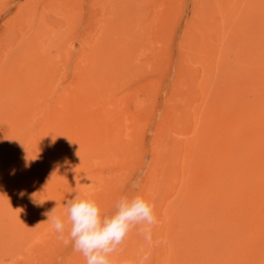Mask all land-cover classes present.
<instances>
[{
  "label": "rangeland",
  "instance_id": "1",
  "mask_svg": "<svg viewBox=\"0 0 264 264\" xmlns=\"http://www.w3.org/2000/svg\"><path fill=\"white\" fill-rule=\"evenodd\" d=\"M215 2L210 6L217 7ZM206 12L203 0H0V92L12 82L15 72H45L54 83L52 90L45 82L37 85L36 93H47L46 97L24 108H19L16 100L0 102V148L11 126L30 108L42 114L58 113L64 123L68 113L64 101L70 103L69 111H75L80 100L76 80L90 67L108 69L102 59L106 53L103 46L117 36L122 50L135 48L137 55L123 61L128 60L115 82L104 90L93 88L95 99L84 110L91 114L105 111L108 127L119 126L128 142H133L134 127L138 150L118 163L93 158V165L79 172L80 176L83 180H103L106 185L87 188L79 184L75 190L96 200L104 215L114 212L122 196H142L158 135H170L181 147L193 135V129L189 125L184 128L181 120L176 128H166L167 113L181 110L184 100L178 92L188 74L194 76L196 89L206 80L205 62L195 51V39L189 36L198 35L193 24ZM212 15L221 20L218 11ZM244 17L257 21L264 17V10L249 11ZM247 98L252 100L253 95ZM257 171L238 169L236 177L225 182L221 199L206 202L207 206L221 207L218 230L210 228L203 234L164 232L169 218L156 217L158 223L151 227L150 239L149 233L141 231L142 226L133 229L113 254L114 264H264V183L256 180ZM115 174L119 181L111 184ZM19 178L25 184L32 176L25 173ZM45 179L52 182V176ZM136 183L138 187L133 188ZM30 192L27 187L3 191L0 198L23 201L29 199ZM179 192L180 187L170 190L162 204L155 193V215L156 211L174 210ZM74 195L69 189L64 192L58 215H64V203ZM16 216L14 223L0 224V236L7 229L14 235L12 249L0 248V264H85L71 242L65 245L57 239L48 218L44 223V219ZM39 221L42 228L37 231Z\"/></svg>",
  "mask_w": 264,
  "mask_h": 264
},
{
  "label": "bare ground",
  "instance_id": "2",
  "mask_svg": "<svg viewBox=\"0 0 264 264\" xmlns=\"http://www.w3.org/2000/svg\"><path fill=\"white\" fill-rule=\"evenodd\" d=\"M213 1L203 0L207 12L193 24L198 35L189 34L205 62L206 80L196 89L194 76L188 74L178 92L184 100L181 110L167 113L166 128H176L181 120L184 128L189 125L193 129V135L183 147L170 135H158L145 179L142 196L151 202L156 193L162 204L170 190L180 187L178 206L163 214L156 211L157 218L166 215L170 220L164 232L203 234L210 228L218 230L221 207L207 206L206 202L221 199L225 182H231L238 169L258 170L256 180L264 183V17L257 21L243 19L249 11L264 10V0H216L217 7H212ZM214 11L222 14L220 21L215 20ZM212 31L216 32L213 36L209 34ZM117 38L112 37L115 41L103 46L106 53L102 59L108 69L90 67L76 80L80 100L75 111H69L71 105L64 101L68 108L64 123L58 113L42 114L30 108L11 126L0 148V192L27 187L31 196L23 201L0 198V224L14 223L16 215L44 219L45 223L48 217L44 213L56 206L59 212L68 189L83 197L75 190L79 184L87 188L106 185L103 180H83L80 176L93 165V158L118 163L137 152L134 127V135L130 134L133 142H128L119 126L108 127L105 111L91 114L84 110L95 99L93 88L104 90L115 82L128 60L123 61L137 55L135 48L122 50ZM51 77L45 72H15L12 82L0 92V102L16 100L19 108L29 106L37 98L46 97L47 93H36L37 85L45 82L51 90L54 88ZM248 94L253 95L252 100ZM191 105H195L194 111ZM25 173L32 178L23 184L19 177ZM47 176H52V182L45 179ZM118 181L115 174L111 184ZM48 187H53L51 192ZM40 221L37 231L42 228ZM12 234L7 229L0 236L2 250L12 249Z\"/></svg>",
  "mask_w": 264,
  "mask_h": 264
},
{
  "label": "clouds",
  "instance_id": "3",
  "mask_svg": "<svg viewBox=\"0 0 264 264\" xmlns=\"http://www.w3.org/2000/svg\"><path fill=\"white\" fill-rule=\"evenodd\" d=\"M114 207L111 215H104L96 200L74 195L65 201L63 216L57 214V206L44 215L57 239L65 245L71 242L85 264H114L113 254L133 229L142 226L141 231L149 233L150 239L151 227L158 223L155 204L143 196H122Z\"/></svg>",
  "mask_w": 264,
  "mask_h": 264
}]
</instances>
